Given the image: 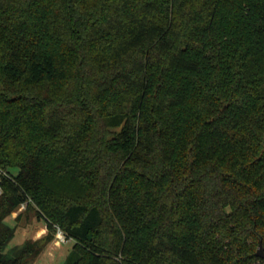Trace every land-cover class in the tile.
Masks as SVG:
<instances>
[{
  "label": "trees",
  "instance_id": "1",
  "mask_svg": "<svg viewBox=\"0 0 264 264\" xmlns=\"http://www.w3.org/2000/svg\"><path fill=\"white\" fill-rule=\"evenodd\" d=\"M0 188V264H264V0H0Z\"/></svg>",
  "mask_w": 264,
  "mask_h": 264
},
{
  "label": "rangeland",
  "instance_id": "2",
  "mask_svg": "<svg viewBox=\"0 0 264 264\" xmlns=\"http://www.w3.org/2000/svg\"><path fill=\"white\" fill-rule=\"evenodd\" d=\"M17 174L18 170H11ZM20 215V216H19ZM19 216V217H18ZM6 223L15 228V237L11 241L9 248L20 247L29 241H36L47 234L45 220L37 215L35 207L22 205L17 211L6 219ZM53 240L47 245L45 250L33 262V264H63L68 253L71 251L74 242L67 240L59 243L57 235L61 230L54 229Z\"/></svg>",
  "mask_w": 264,
  "mask_h": 264
},
{
  "label": "water",
  "instance_id": "3",
  "mask_svg": "<svg viewBox=\"0 0 264 264\" xmlns=\"http://www.w3.org/2000/svg\"><path fill=\"white\" fill-rule=\"evenodd\" d=\"M256 256L264 260V247L262 242L259 243Z\"/></svg>",
  "mask_w": 264,
  "mask_h": 264
},
{
  "label": "built area",
  "instance_id": "4",
  "mask_svg": "<svg viewBox=\"0 0 264 264\" xmlns=\"http://www.w3.org/2000/svg\"><path fill=\"white\" fill-rule=\"evenodd\" d=\"M0 195H1V188H0ZM57 239L59 243H63L66 241V237L62 231L58 233Z\"/></svg>",
  "mask_w": 264,
  "mask_h": 264
}]
</instances>
